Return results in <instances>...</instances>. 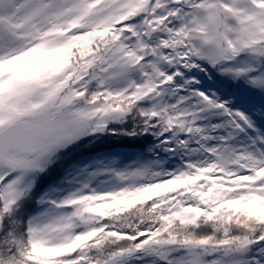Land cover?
Segmentation results:
<instances>
[{
    "label": "snow or ice",
    "instance_id": "6c2138e0",
    "mask_svg": "<svg viewBox=\"0 0 264 264\" xmlns=\"http://www.w3.org/2000/svg\"><path fill=\"white\" fill-rule=\"evenodd\" d=\"M0 264H264V0H0Z\"/></svg>",
    "mask_w": 264,
    "mask_h": 264
}]
</instances>
